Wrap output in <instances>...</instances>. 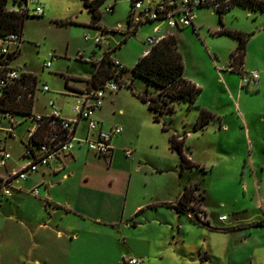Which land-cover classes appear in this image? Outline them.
<instances>
[{
    "label": "rangeland",
    "instance_id": "rangeland-1",
    "mask_svg": "<svg viewBox=\"0 0 264 264\" xmlns=\"http://www.w3.org/2000/svg\"><path fill=\"white\" fill-rule=\"evenodd\" d=\"M111 1L116 2L115 10L106 13L105 6ZM40 3L45 14L27 17L25 43L19 59L21 66L37 75L39 85L47 84L50 88L48 92L37 91L35 111L48 112V104L55 101L64 116H72L75 89L68 88L66 79L69 85L83 88L96 69L91 58L99 61L110 47H118L114 57L126 67L125 83L117 93L108 94L99 118L104 125L117 119L125 121L129 137L139 145L143 163L146 160L148 165L155 163L161 151L168 148L171 134L190 132L186 144L201 165L185 176L180 177L178 173L179 184L198 185L196 198L202 202L208 219L202 212H195L209 225L197 226L191 221L183 234L176 233L170 240L166 229L159 246L160 256L153 254L148 264H264V12L235 5L221 15L217 8L208 5L196 9L195 30L193 26L172 29L180 40L185 73L202 87V92L193 106L184 100L176 101V111L164 118L169 130L163 131V123L154 121L148 105L133 93L129 84L133 81L135 91L156 90L155 85L135 76L133 68L147 48L145 40L154 33V27L160 24L168 32V24L145 23L136 34L128 35L130 0H105L100 6L99 28L91 25L93 13L85 0H40ZM223 29L249 35L242 66L245 70L260 72L263 81L260 91L256 90L258 87L246 88L242 74L232 71V53L239 39L221 33ZM87 33L92 37L98 33L103 39L102 45H97L93 38L87 39ZM51 59L52 65L45 67V61ZM202 106L219 117L205 128H196ZM17 120L23 121L24 116L19 115ZM29 124L24 122L17 128L18 137L11 141L13 158L9 167L22 163L21 138ZM0 172L7 173L4 168ZM149 179V183L143 180L141 187H137L141 198L151 199L152 194L164 197L165 186L179 185L171 173L151 175ZM24 194L34 196L30 191ZM6 200L0 195V264H35L29 262L18 241L13 240L14 236H24L23 228L26 231L27 226L24 220H20L21 226L16 218L11 219L12 207ZM160 209L167 212L166 208ZM29 213L36 219L35 208L31 206ZM222 215L226 218H220ZM211 224L222 230L210 228ZM27 239L28 244L37 241L33 237ZM46 239L60 243L54 237ZM178 253L186 256L176 260Z\"/></svg>",
    "mask_w": 264,
    "mask_h": 264
},
{
    "label": "crops",
    "instance_id": "crops-1",
    "mask_svg": "<svg viewBox=\"0 0 264 264\" xmlns=\"http://www.w3.org/2000/svg\"><path fill=\"white\" fill-rule=\"evenodd\" d=\"M97 36H99L98 33L94 37L90 33L85 35L87 39L93 38L94 41ZM121 45L122 43L119 44V46ZM117 49L118 47L108 49L112 50L114 59ZM146 50L147 48L142 56L145 55ZM21 55L18 57L17 63H19ZM91 61L95 60L91 58ZM24 68L35 75L32 70ZM185 75L189 78L186 73ZM87 85L86 80V84L82 87L85 88ZM262 86L263 81L260 80L256 90L260 91ZM77 87L69 85L68 88L75 89V91L82 89ZM75 91L72 92L73 96ZM35 102L36 100L33 109H35ZM201 108L209 110L206 106ZM104 110L103 106L101 110L95 112L94 116L100 120ZM215 115L216 118L219 117L216 113ZM108 124L110 125H104L102 122L103 128L110 129L117 125L123 128V131L112 139L113 150L109 159L98 156L85 144L79 145L63 163L55 162L50 166L43 167L37 173L30 174L26 180L21 181L22 189L14 190L11 196H4L8 200L10 199L6 200V203L12 207L11 219L16 218V223L20 225V220H24L27 226L26 231L23 228L24 236L21 238L14 236L13 240L18 241V247L25 251L29 262L35 264H126L128 259L137 257L142 259L140 264H148L153 254L160 256L159 246L166 229L170 232V236H168V240H170V238L176 237V233L183 234L191 221L194 225H201L195 220L194 210L182 214L167 205L175 202L184 192L185 187L183 184H179L180 177L195 168H186L181 173V157L171 149L170 137L168 148L161 151V154L155 159V163L148 165L146 160L143 163L144 157L139 145L129 137L130 130L126 122L117 119L115 123ZM86 127V121H82L78 132L80 136L85 135ZM174 133L180 139L184 138L185 154L192 162L200 166L201 164L195 159L192 152L190 153V147L186 144L190 132L175 131ZM16 138L8 140L10 147L11 141ZM128 150L133 151L131 156H128ZM21 160L22 163L17 167L8 165L7 168H4L7 173L0 172V176H7L23 165V151ZM169 173L178 179L179 185L176 187L174 185L165 186L166 195L164 194V197H156L155 194H152L151 199H144L138 196L137 187L139 185L141 187L140 181L147 180L145 183L147 184L150 182L151 175ZM35 187L39 190L38 194L32 191ZM27 191H30L34 196H25L24 193ZM42 193L43 195H41ZM133 194L134 196H132ZM31 206L38 212L34 217L36 219L30 217L32 215L29 213ZM160 208H166L167 212H162ZM200 208V212L208 219L203 204L200 205ZM223 216L225 215L220 218ZM142 228L146 231L141 230ZM210 228L222 230L218 227L215 228L213 224L210 225ZM26 237H33L37 241L34 244H28L29 240ZM46 237H54L60 243L48 242ZM59 248L62 250L61 255L57 254ZM176 255V260L186 256L183 253Z\"/></svg>",
    "mask_w": 264,
    "mask_h": 264
},
{
    "label": "built area",
    "instance_id": "built-area-1",
    "mask_svg": "<svg viewBox=\"0 0 264 264\" xmlns=\"http://www.w3.org/2000/svg\"><path fill=\"white\" fill-rule=\"evenodd\" d=\"M131 10L129 19L132 28L145 23L154 24L166 22L170 28L164 32L163 27L158 24L154 27V33L147 36L145 42L147 50L145 55L152 49L165 41L169 35L174 34L172 29L182 30L185 27H197L196 9L204 6H214L220 9L230 7L233 0H130ZM116 2H110L105 6L106 13H113ZM33 6V8H32ZM8 9L26 15H44L45 8L40 0H8ZM97 44H102L103 39L99 35L95 38ZM24 44L22 33L15 32L6 36H0V168H7L12 151L9 139L18 137L17 128L24 122H29L27 132L21 138L23 144L24 163L18 169L7 176H0V194L11 196L14 190L22 189L21 181L28 178L30 174L39 172L43 167L52 163H63L66 158L73 154V150L82 144L103 158H110L112 154V139L123 131L122 126H113L104 129L102 122L94 114L102 109L109 93L117 92L123 83L119 77H111L97 87L86 86L75 91V103L72 106L73 116L63 115L62 110L55 101L48 104V112H38L33 109L27 114H20L6 105L11 96L16 93L17 100H23L28 91L34 100L38 90L48 92L47 84L35 86L29 89L27 82L28 74L23 66L17 63ZM53 57V55H51ZM52 59L44 63L45 67L52 65ZM119 69L124 64L115 60ZM242 80L246 88H257L260 83L261 74L257 70H243ZM19 89L14 92V89ZM19 115L24 116L23 121H18ZM86 121V133L84 136L78 134L80 123ZM128 150V156L132 155ZM33 193L38 194L37 187ZM221 218H226L225 216ZM141 258L133 257L126 264H140Z\"/></svg>",
    "mask_w": 264,
    "mask_h": 264
},
{
    "label": "trees",
    "instance_id": "trees-1",
    "mask_svg": "<svg viewBox=\"0 0 264 264\" xmlns=\"http://www.w3.org/2000/svg\"><path fill=\"white\" fill-rule=\"evenodd\" d=\"M104 1L105 0H85V5L93 13V20L91 23L93 26H99V21L102 17L100 6ZM235 5L264 12V0H233L230 7L220 8L218 12L223 15ZM27 17H29V15L9 10L8 0H0V36H6L15 32L23 34ZM138 29L139 26L132 28V23L129 19L128 35L136 34ZM221 33H228L239 39V45L232 53L231 68L232 71L242 73L244 70L242 65L245 63L249 35L243 32L225 29H223ZM127 39L128 38L124 39V41H127ZM124 41L121 43H124ZM93 62L96 69L93 75L87 79L88 86L97 87L111 77H119L122 83H125L124 73L126 67L124 66L123 69H119L118 66L115 65V59L112 57V50L106 51L101 60ZM185 71L186 65L184 55L181 50L180 40L176 34L169 35L165 41L155 46L149 54L139 58L133 68L135 76L143 77L149 83L156 86L154 92L149 90L142 92L134 90L133 81L129 84L133 93L148 105L153 113L154 120L163 123V131L169 130L167 120L165 119L172 116L176 111V101L184 100L189 106H193L202 92V87L187 78ZM27 79L29 89L33 91L38 83V77L30 73ZM66 85L69 87L68 78L66 79ZM18 89L19 86L14 89V92ZM34 101V97L29 96L27 91L23 100H17L15 93L11 96L6 105L20 114H27L33 111ZM215 118V113L206 108H201L195 127L205 128L207 124ZM170 144L171 149L176 151L181 157V173H183L186 168L198 166L185 154L184 138L180 139L173 133L170 135ZM196 189H198V185L186 186L181 196L175 202L167 205L182 214L192 210L200 211L202 202L196 198ZM195 220L199 224L209 225L208 222L201 219L197 212H195Z\"/></svg>",
    "mask_w": 264,
    "mask_h": 264
}]
</instances>
